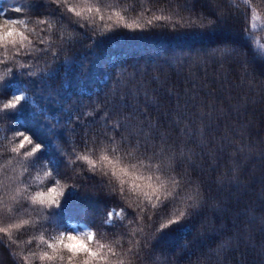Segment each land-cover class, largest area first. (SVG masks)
<instances>
[{
  "label": "trees",
  "instance_id": "16d2710c",
  "mask_svg": "<svg viewBox=\"0 0 264 264\" xmlns=\"http://www.w3.org/2000/svg\"><path fill=\"white\" fill-rule=\"evenodd\" d=\"M44 3L46 8H43L39 0H0V12L4 14L6 19L30 21L40 12L44 15L50 13L49 20L54 25L52 35L55 41L50 45H39L41 49H48L47 51L35 52L30 57L22 58L32 61L31 68L22 71H33L36 73L35 76L20 77L14 74L6 82L0 94L10 96L24 92L25 96L29 97L28 100L23 101L18 106L16 111L8 115L7 118L12 121L10 130L24 131L36 143L41 144L43 148L37 156L36 163L48 162L49 167L59 170V176L62 179L66 177L71 179L75 174L74 169L77 167L87 169V165L80 162L70 169L64 161L65 155L69 153L74 155L75 152L84 154L88 151L98 155L99 149L108 145L107 139L103 138L102 142L99 136L103 126L108 127L105 121L107 118L104 111L98 107L99 105H105L110 111L114 109L128 110L134 115H142L139 113V107L146 105L156 116L161 127L169 123L168 117L174 111L173 105L175 104L184 105L183 115L185 116L194 111L195 104L191 99L183 95L176 98L169 97L163 88L155 86L152 90L158 93L162 101L159 106L148 105L144 95L133 94L132 92H125L126 98L120 100L121 82L115 78L117 71L127 69L126 75L133 71L139 77V70L143 67L146 70L144 76L147 77L153 67L166 65L172 73L170 79L175 80L178 85H183L185 80L181 69L189 58L183 56L182 53L206 51L217 44H232L238 51L248 48L247 41L242 39L238 27L233 22L226 26H217L215 30L203 33L174 34L161 32L159 29H147L141 32L122 27L101 32L97 30V26L102 29L104 21L98 20L97 25H86L81 28L75 22L77 18H61L59 12L54 11L56 5L47 7L48 0H44ZM193 3L196 8L211 14L207 0H193ZM104 4L106 5V12L111 10L109 5L120 8L126 6L130 10L129 15H135L141 8L140 0H104ZM144 6L150 9L163 7L165 9L164 14H168V11L176 5L167 2V0L159 5L148 3V0H145ZM12 7H25L26 10L17 14L11 11ZM133 9L135 11H132ZM68 15L71 16V14ZM258 22H260L258 28H250V40L256 46L264 44V38H261V35L264 34V18ZM109 23L111 22L109 21ZM93 32H95L94 42L90 39ZM44 34L41 33V35ZM61 35L63 36L62 40L60 39ZM50 47L57 48L59 60L51 56ZM248 59L253 64L256 73L264 76V61L257 60L250 53ZM179 60L182 61L179 66L170 63V61ZM214 65L215 61H211L209 71L213 70ZM187 71L188 68L185 66V72L187 73ZM208 79L211 82V77ZM230 79L231 77H229V81ZM148 83L155 85V81H148ZM187 83L194 84L195 82L188 81ZM210 86L219 88L215 96L217 101L223 100L229 92L235 91L234 86L231 85L224 88L222 85L211 82ZM113 88L115 94L110 96V89ZM193 95L209 96L211 94L203 92L200 88H194ZM247 114L248 112L245 111V115ZM252 115L264 120V115H261L259 109L254 111ZM233 118H235V114H233ZM7 123L0 118V135L4 134ZM225 123H227L226 120H221L219 126H223ZM176 127L173 126V132L176 131ZM146 129L147 125L141 131ZM84 130H88L87 137H84ZM113 131L115 130L113 129ZM216 131H218V126L209 129L210 133ZM94 134L95 139L93 138ZM255 134L259 135V132ZM182 135L187 136L186 147L193 148L192 155L198 159L197 164L193 165L195 168L194 175L203 181L206 190L213 193L212 198L220 201L221 207L216 209L205 208L191 221L176 225L162 233L155 241V247L158 249L154 256L156 264H172L175 255L179 253V260L182 264H189L190 261H195L197 257L206 252L209 254V258L214 260L216 257L212 253V249L217 244H223L225 240H229L236 231L239 221L245 217V212L242 209L249 206L253 199L257 200V204L252 206H259V188L262 180H264V176H260L259 172L264 169V165L257 163L258 175L252 177L249 189L242 190L239 184L217 188L213 178L227 166L225 149H214L217 154L213 166L205 146L197 143L194 134L185 132ZM151 139L154 142H160L157 130L152 131ZM252 160L255 161L256 158L253 157ZM131 162L135 163L136 161L132 160ZM250 166V164L240 165L244 177L248 176ZM85 174H87L86 171ZM139 174L138 172L137 175ZM93 177L87 182L77 177V183L82 186L86 183V187H83L82 190L91 194L69 190L60 209L55 213V223L70 232L84 231L79 225H84L87 229L94 228L97 231H103L105 239L101 242H110L118 238L120 232H129L133 226H142L141 222L136 221L135 214L127 208L123 199L102 195L103 193H110L109 181L106 178L97 179V177ZM163 179L167 181V177H163ZM116 186L119 187L118 182ZM177 192H179L180 197L187 194L186 191H181L179 188L176 189ZM174 198L175 194L169 200H174ZM171 205L179 207L180 201L175 199ZM121 207H126L129 213L124 224L127 220L132 219L133 225L120 229L102 226L101 221L105 213L109 210L119 211ZM202 220H207L208 225L204 233L197 235L195 228ZM45 223L49 231H55L51 221ZM14 238L19 244L21 240L28 241L30 235L21 230L14 234ZM137 238H139L138 235ZM183 239L189 241L187 246L181 245ZM122 243L127 246V239H124ZM34 247L35 244L32 243L17 248V245H11L7 238L0 234V264H24L23 258L28 255V249ZM13 249H16L20 255L14 256ZM177 249L179 250L177 251ZM224 251L229 252L227 259L231 262L236 261V252L239 251L241 256L248 261V264H260L255 254L244 246L237 250L228 249L227 245H224L221 252Z\"/></svg>",
  "mask_w": 264,
  "mask_h": 264
},
{
  "label": "snow or ice",
  "instance_id": "6c2138e0",
  "mask_svg": "<svg viewBox=\"0 0 264 264\" xmlns=\"http://www.w3.org/2000/svg\"><path fill=\"white\" fill-rule=\"evenodd\" d=\"M39 2L43 8H46L44 0H39ZM164 2L165 0H148V3L156 5ZM167 2L176 5L168 11V14H164L163 7L150 9L144 6L145 0H140L141 8L135 15H129L130 10L126 6L120 8L109 5L111 10L107 12L105 8L92 3V0H87V6L90 13H95L93 25H97L98 20L104 21L102 29L97 26V30L101 32L122 27L141 32L147 29H159L161 32L174 34L203 33L213 31L217 26H226L233 22L237 27L243 25L240 27V31L250 38L251 33L247 31L249 14L253 20L258 19L256 7L253 6L256 0H207L211 14L196 8L193 0H167ZM50 3L51 0H48L47 7H50ZM241 6L243 12L240 11ZM25 10V7L11 8V11L17 14L23 13ZM68 11L72 12L77 19H87V17L81 16V11L78 9L70 8ZM36 16H44V13L40 12ZM0 21L22 22L20 19H6L2 12H0ZM253 26L255 27V25ZM90 39L95 41V32ZM257 50L261 59H264V44H258ZM182 54L189 58L181 69L185 80L183 85H178L175 80L170 79L172 73L166 65L153 67L147 77L144 76L146 70L143 67L139 70V77L133 71L126 75L127 69H121L116 72L115 78L121 82L120 100L126 98L125 92H132L144 95L148 105L159 106L162 101L158 93L152 90L155 86L163 88L169 97L176 98L183 95L191 99L195 108L189 115H183V104H175L173 105L174 111L168 117L169 123L161 127L156 116L146 105L139 107V113L142 115H134L128 110L114 109L110 111L103 104L98 107L104 111L107 118L105 121L108 125L107 128L103 126V130L99 133L102 142L103 138H106L107 146H115L135 154L138 159H147L158 164L167 177V181L161 180L162 185L170 183L181 191L187 192L183 197H180L179 192L175 193L174 200L179 197L180 204L183 206L172 207L169 211V206L174 203V200L162 201L152 213L153 220L151 222L148 220V215L144 214L142 226L131 228L129 232H120V239H114L112 243L98 242V246L93 247L91 244L81 241L72 246L65 245L59 250L55 246L49 245L52 248V253H45L41 259L60 260L66 264H124L126 257L118 256L120 252H124L130 254L134 264H156L154 256L158 249L153 241H156L162 234L156 227L161 216L179 213L195 217L205 208L221 207L220 201L212 198L213 193L206 190L203 181L194 175L193 165L197 164L198 159L192 155L194 149L186 147L187 136L182 133L194 134L197 143L205 146L213 166L217 154L214 149H225L227 166L213 178L217 188L235 184H239L242 190L250 188L252 177L258 175L257 163L264 165V120L252 115L257 109L260 110L261 115H264V76L256 73L253 64L249 62L247 52L238 51L232 44H217L206 51ZM54 58H59L58 52ZM211 61H215V65L213 70L209 71ZM170 63L179 66L182 61H170ZM185 66L188 68L187 73ZM208 77H211V82L222 85L224 88H228L230 85L234 86L235 91L229 92L223 100L217 101L215 96L219 88L210 86L211 82ZM229 77H231L230 81ZM148 81H155V85ZM188 81L195 83L188 84ZM194 88H200L203 92L211 95L194 96ZM114 94L115 89H110L109 95L113 96ZM28 99L29 97L25 96L21 103ZM245 111L248 112L247 115H245ZM233 114H235V118H233ZM221 120H226L227 123L219 126ZM145 125H147V129L141 131ZM173 126H177L175 132L172 131ZM213 126H218V131L210 133L209 129ZM153 130L158 131L159 143L151 139ZM256 132H259V135H256ZM87 135L88 130H84V137ZM93 138L95 139V134ZM253 157L256 158L255 161L252 160ZM84 158L87 159L86 156ZM101 158L108 159L105 155H102ZM91 163L92 161H89L90 165ZM241 164L251 165L247 177L242 175ZM110 171L115 177L114 180H109L111 192H124L125 176L130 177L127 182L130 191H141L137 184L141 180L144 181L145 188L152 187L149 182L150 178L145 179L137 175L136 172H129L127 166L121 167L119 164H114ZM259 175L264 176V169L260 170ZM91 178L94 177L89 179ZM133 185L136 187L133 188ZM259 189V206H252L257 204V200L253 199L249 206L242 209L245 212V217L239 221L236 231L229 240H225L223 244H217L212 249L216 258L210 259L206 252L197 257L195 261H190L189 264H248L239 251L236 252V261H229L227 259L229 252H221L224 245H227L228 249L237 250L244 246L255 254L260 264H264V180H262ZM189 201H191L190 204ZM128 215L126 207H121L119 211L109 210L105 213L101 224L110 229L127 228L124 221ZM132 222L134 223V221ZM207 225L208 221L202 220L197 235L204 233ZM13 228H19V225L2 227L0 234L3 236L10 234ZM164 230L167 231V228L165 227ZM124 239H127V246L122 243ZM179 256L180 253L175 255L172 264H182ZM113 257L117 259L113 260Z\"/></svg>",
  "mask_w": 264,
  "mask_h": 264
},
{
  "label": "clouds",
  "instance_id": "9594fccd",
  "mask_svg": "<svg viewBox=\"0 0 264 264\" xmlns=\"http://www.w3.org/2000/svg\"><path fill=\"white\" fill-rule=\"evenodd\" d=\"M92 3L99 7L105 8L104 0H92ZM56 5L54 11H58L61 18L71 19L75 17L68 9H78L81 11L82 17L87 19H76V23L81 28L85 24L92 26V21L95 19V13L88 11L87 0H51L50 6ZM258 19L253 20L251 14L247 21V31L250 28L256 27V22L264 18V0H256L255 5ZM240 11L243 12L241 6ZM68 14H71L69 16ZM36 16L30 21L20 19L22 22L15 21H0V93L6 82L10 80L13 75L17 76H35L33 71H22L30 69L32 66L31 59H22L30 57L35 52L47 51L48 49H41L39 45H50L54 43L52 35L54 25L49 23V16ZM76 18V17H75ZM255 25V27L253 26ZM240 27H243L241 25ZM239 33L242 39L248 43V48L242 51L251 54L257 60L264 61L258 55L257 46L253 44L250 38L242 33ZM41 33H45L41 35ZM264 38V34L261 35ZM63 39V36H60ZM52 57L56 56L57 48L50 47ZM59 60V58L57 59ZM56 62V61H55ZM25 97V93L21 92L15 95L4 96L0 94V118L8 123L5 125L4 134L0 135V228L9 225H19V228H13L10 234L5 235L7 241L11 245H17V248L26 246L27 244H35L34 248L28 249V255L24 256V264H66L60 260L49 261L48 259H41L45 253L51 254L52 248L49 245L55 246L58 250L65 245L72 246L81 241L91 244L93 247L98 246L99 243L109 244L110 242H101L105 239L103 231H97L94 228H88L86 231L70 232L63 229L55 223V213L60 209L65 195L69 190L73 192L89 193L82 190L85 185L76 182L77 177L87 182L90 177L106 178L107 181L114 180L113 172L110 171L114 164H119L121 167L127 166L129 172L140 173L139 175L145 179H149L152 187L145 188L144 181H138L141 191H130L127 182L130 177L125 176L126 181L124 185V192L103 193L102 195L116 196L125 201L127 208L135 214V219L143 223L144 214L148 215V220H153L152 210L159 205L160 202L168 200L176 193V187L170 183L161 184V180L165 177V173L160 169L158 164L147 159H138L135 154L118 149L115 146H102L99 149V154L96 155L92 151L84 154L75 152V154L65 155V163L72 169L78 162L86 164L87 169L75 168L74 175L69 178H60L59 170H54L49 167L48 162L41 161L36 163L37 153H39L43 146L36 143L32 137L24 131H12L10 127L12 121L7 117L10 113L16 111L21 101ZM75 151V150H73ZM124 153V154H122ZM64 155V154H62ZM108 157L107 160L102 159L101 156ZM87 157L85 159L84 157ZM135 160V163L131 161ZM89 161H92L91 165ZM128 161V163H125ZM148 161V163H145ZM134 166V167H133ZM143 170V171H141ZM85 171L87 174H85ZM136 185H133L135 188ZM180 201V198H176ZM191 201H189V204ZM180 206H183L180 204ZM173 206H169V211ZM194 218L192 215L176 214L168 216H161L160 222L156 227L161 233L166 232L164 228L170 230L176 225L191 221ZM51 221L54 225L55 231H49L45 222ZM133 220H127L125 226L133 225ZM133 229L136 227L133 226ZM200 224L196 225L195 234L198 233ZM24 230L30 235L28 241H18L14 238L15 233ZM120 239V237L116 238ZM155 243V241H153ZM188 240L183 239L181 245L187 246ZM116 247H119L116 245ZM179 249H177L178 251ZM13 255L19 256L20 253L13 249ZM119 257H126L124 264H134L130 254L120 252ZM27 258V259H25ZM116 260V257L112 258Z\"/></svg>",
  "mask_w": 264,
  "mask_h": 264
},
{
  "label": "rangeland",
  "instance_id": "374dc122",
  "mask_svg": "<svg viewBox=\"0 0 264 264\" xmlns=\"http://www.w3.org/2000/svg\"><path fill=\"white\" fill-rule=\"evenodd\" d=\"M260 26V22H256V27L255 28H258ZM80 226V228L82 229V230H84V231H86L87 230V228L84 226V225H79ZM76 231V230H75Z\"/></svg>",
  "mask_w": 264,
  "mask_h": 264
}]
</instances>
